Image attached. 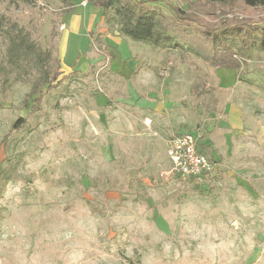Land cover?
I'll use <instances>...</instances> for the list:
<instances>
[{"label": "rangeland", "instance_id": "obj_1", "mask_svg": "<svg viewBox=\"0 0 264 264\" xmlns=\"http://www.w3.org/2000/svg\"><path fill=\"white\" fill-rule=\"evenodd\" d=\"M83 1L0 0V264H264V6L195 10L214 34L237 33L224 40L244 61L233 72L127 39L113 12ZM76 11L91 46L72 36L65 50ZM22 28L59 72L31 113L24 101L42 73L20 77L7 53ZM184 133L199 138L210 174L169 178L167 151Z\"/></svg>", "mask_w": 264, "mask_h": 264}, {"label": "trees", "instance_id": "obj_2", "mask_svg": "<svg viewBox=\"0 0 264 264\" xmlns=\"http://www.w3.org/2000/svg\"><path fill=\"white\" fill-rule=\"evenodd\" d=\"M169 1L173 10L172 16L165 14L155 0H87V5L99 10L105 17H109L110 11L113 12V20L120 35L127 39L157 48L194 51L197 57L216 70L238 71L242 68L244 61L239 59L230 42L224 41L237 33L226 30L225 33L214 34L215 29L208 28L205 19L199 17L195 10L202 8V5L234 3L258 8L264 6V0H183L186 2V9L176 5L174 0ZM261 30L259 48L264 50V27ZM207 40L212 42L205 46ZM7 53L9 65L17 70L20 77L28 78L31 65L42 73L35 79L32 90L24 101L23 108L30 113L34 112L39 109L44 88H53L58 82L59 72L51 70L50 52L38 49L22 28L11 37ZM1 80L4 81L0 79V83ZM24 120L26 119L21 118L14 123L13 130H17Z\"/></svg>", "mask_w": 264, "mask_h": 264}, {"label": "built area", "instance_id": "obj_3", "mask_svg": "<svg viewBox=\"0 0 264 264\" xmlns=\"http://www.w3.org/2000/svg\"><path fill=\"white\" fill-rule=\"evenodd\" d=\"M84 5H87V1ZM199 138L191 133H184L174 138L168 151L173 164L172 177L189 180L193 177L210 174L215 165L200 150Z\"/></svg>", "mask_w": 264, "mask_h": 264}, {"label": "crops", "instance_id": "obj_4", "mask_svg": "<svg viewBox=\"0 0 264 264\" xmlns=\"http://www.w3.org/2000/svg\"><path fill=\"white\" fill-rule=\"evenodd\" d=\"M84 1L82 3V7L84 4ZM97 11L100 12L99 10H97ZM68 14H69L68 16L70 18H68L67 21L65 20L66 26H63L64 29L62 30V35H61V38H62L61 44L63 46H65V48H64L65 50H67V46L70 44V39L72 38V36L77 37L79 39L86 38V36H88V38L90 37L89 36V34H90L89 33L90 32L89 18L87 16L86 17L82 16L83 15L82 12L78 13L77 11L73 14H70V13H68ZM100 18H101V14H100ZM105 42L110 43L111 45L114 46V45H118V43L119 42L121 43L122 41H121V39L119 41H117L116 38H114L112 36H106ZM88 46H91V38H89ZM80 53H82V52L80 51ZM80 56H82V54H80ZM233 72H234V70H233ZM228 111L230 114L231 124L236 126V127L242 126V123L240 120L242 112L240 111V109L238 107H236L235 105L231 104L228 108ZM200 149H201V147H200Z\"/></svg>", "mask_w": 264, "mask_h": 264}]
</instances>
